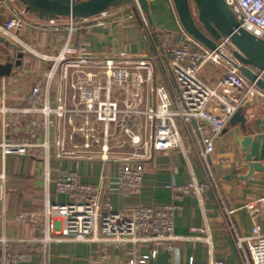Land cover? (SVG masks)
<instances>
[{"label":"built area","instance_id":"2783aa9c","mask_svg":"<svg viewBox=\"0 0 264 264\" xmlns=\"http://www.w3.org/2000/svg\"><path fill=\"white\" fill-rule=\"evenodd\" d=\"M225 1L237 18L239 28L264 40V0ZM2 2L9 6L11 15L0 24V32L22 43L15 31L26 24L25 10L14 6L18 0ZM131 6L135 7V15L155 41L156 56L169 70L176 96L173 97L165 85H158L155 107L140 111L133 101H129L121 108L112 98L113 88L135 86L149 80L151 70L147 61L134 62L120 56L100 59L74 46V30L89 17L48 18V25L56 30L63 24L62 18L65 19L66 42L56 56L42 55L50 65L33 86L31 103L0 108L3 113L0 155L3 158L9 155L40 158L41 177L48 191L53 159L100 158L109 161L122 146L117 135L121 130L134 151L121 158L116 189L122 194L139 193L143 188L146 163L154 152L180 148L187 153L188 145L180 125L190 128L195 120L194 131L198 134L207 180L200 181L190 166L191 179L186 184L171 182L168 185L174 195L171 202L160 206L137 203L115 208L104 195L102 186L83 183L79 173L70 170L56 180L58 193L69 195V200L52 201L49 193L46 194L44 211L50 222L48 220L44 236H32L16 227L3 229L0 236L3 264L19 263L28 258V249H37L40 245L46 247L45 254H48L47 246L61 240L115 246L120 249V259L126 264H149L161 250L174 252V243L179 238L175 232L174 214L180 207L179 202L186 195H194L200 206H204L206 190L214 177L211 155L217 140L241 107L247 103H264V92L226 60L225 56L232 58L235 50L229 37L216 41V50H209L191 37L180 40L171 32L155 31L139 0H133ZM100 15L107 18L110 13L107 10ZM100 23L104 24V21ZM208 65L223 69L215 84H209L202 76ZM255 72L264 78V70ZM133 94L141 102V94ZM140 116L153 124L149 138H143L135 131L134 123L128 122ZM24 123L27 126L22 125ZM0 182L4 188V170L0 172ZM259 201L264 202V197ZM245 208L253 218L261 214L257 202H249ZM55 217L59 220L51 221ZM197 231L199 234L192 235V239L205 242L212 254L211 227L206 224L204 229ZM235 245L240 251L248 250L249 264H264V233L259 227H255L251 235L237 233ZM192 262L190 259L189 263ZM44 264H49L48 257ZM209 264L221 262L211 257Z\"/></svg>","mask_w":264,"mask_h":264},{"label":"crops","instance_id":"0c3cea01","mask_svg":"<svg viewBox=\"0 0 264 264\" xmlns=\"http://www.w3.org/2000/svg\"><path fill=\"white\" fill-rule=\"evenodd\" d=\"M14 6L25 10L26 24L21 30L15 31L22 43L17 38L0 32V37L17 45L15 50L0 42V64L15 62L21 53L22 62L20 68L14 67L9 76H0V108L26 106L31 103L32 88L41 79V72L50 65L49 61L43 60L42 55L56 56L68 36L64 18L59 30H56L48 25L49 17H40L27 11L26 6L19 0ZM129 6L131 5L124 4L108 10L110 15L107 18L98 14L80 22L74 30L72 44L100 59L120 56L134 62L146 60L150 66L151 77L142 84V88L138 91L132 88L131 92L124 94L122 90L115 88L112 95L121 108H125L124 102L133 101L135 107L143 111L157 105L155 89L158 85H165L173 97L176 93L169 70L156 56L155 41L135 15L136 11ZM149 12L152 29L171 32L178 39H184L185 33L172 0H149ZM132 14L134 17L131 18ZM10 15L9 6L0 0V24L5 23ZM102 20L104 24L100 23ZM213 69V65L204 68L207 74ZM222 71L221 69V73ZM143 73L147 74L146 71ZM205 76L213 82L219 79V76ZM54 90H57L56 86ZM135 92L141 94V102L133 96ZM51 93L54 94L53 91ZM51 98L54 97L51 95ZM243 112L248 118L250 133L264 132L263 102L247 103L243 106ZM140 118L143 123L141 128L139 125L134 126L139 127L136 132L142 134V130L144 132L146 128L145 138H149L153 124L141 116ZM2 125L3 113L0 111V133ZM22 125L27 126L26 123ZM194 127V124L190 128L180 125L188 145L186 154L180 148L152 154L146 163L143 188L139 193L122 194L116 189L120 161L124 155L121 148L116 149L117 153L109 161L100 158L53 159L48 191L41 177L40 158L31 155H9L3 158L0 155V172L4 170L6 173L4 188L0 182V236L5 227H16L32 236H44L48 220L50 222L44 211L46 194L49 193L52 201L67 202L69 195L58 193L56 180L70 170H76L83 183L102 186L104 195L115 208L137 203L160 206L171 202L174 195L168 185L171 182L186 184L191 179L190 166L200 181L207 180L200 156L201 146ZM42 130L41 128L40 139L43 137ZM242 136L240 125L231 126L229 122L211 155L214 177L206 190L204 206H200L194 195L182 198L180 207L174 214L175 232L179 236L174 243V252L161 250L157 258L149 264H190V259L193 260L191 264H209L211 257L221 264H249L247 252L236 248L235 237L239 232L251 235L255 227H259L260 232L264 233V202L259 201L264 197V163L245 160L240 149ZM246 175L250 176L247 179L239 178ZM249 202L258 203L261 214L256 218L245 208ZM57 220L59 218H51L53 222ZM206 224L211 227L212 254L205 242L195 241L191 237L199 234L197 230L204 229ZM45 249L42 245L37 249H28V258L19 263L8 264H44L46 257L49 264H126L120 259V249L115 246L101 247L94 243L61 240L53 241L47 246L48 254H45ZM0 264H3L1 247Z\"/></svg>","mask_w":264,"mask_h":264},{"label":"water","instance_id":"95a60500","mask_svg":"<svg viewBox=\"0 0 264 264\" xmlns=\"http://www.w3.org/2000/svg\"><path fill=\"white\" fill-rule=\"evenodd\" d=\"M133 0H21L28 10L40 17H92L104 11L124 4H132ZM179 22L185 36L191 37L205 48L216 50V41L229 37L234 45L233 57L225 56L226 60L239 72L264 92V78L255 70H264V40L250 31L239 28V22L225 0H172ZM139 3L152 25L149 12V0H139ZM133 11L136 9L133 7ZM238 29V30H236ZM0 42L12 49L16 44L0 37ZM22 53L15 62L0 64V76H9L14 67L20 68ZM248 118L241 107L231 118L230 125H240L242 138L240 149L246 161L264 163V132L250 133ZM193 124L197 123L194 120ZM264 169V166L262 167ZM250 175L239 176L247 179ZM249 255L248 250L246 251Z\"/></svg>","mask_w":264,"mask_h":264},{"label":"rangeland","instance_id":"374dc122","mask_svg":"<svg viewBox=\"0 0 264 264\" xmlns=\"http://www.w3.org/2000/svg\"><path fill=\"white\" fill-rule=\"evenodd\" d=\"M20 2H21V0H19ZM22 3V2H21ZM129 7H131V6H129ZM27 8V7H26ZM128 8V7H127ZM115 10H118V9H115ZM27 11H29V12H31V13H33V14H36V13H34V12H32V11H30V10H28L27 9ZM114 11V10H113ZM173 32V31H172ZM174 34V33H173ZM221 67L219 66V67H217V66H215L214 67V69L213 70H210L209 71V74H207V71L206 70H204L203 69V71H202V76L208 81V78H207V76H205V75H208V76H211L212 77V75L214 76V77H217V76H219L220 74H221ZM223 70V69H222ZM144 76H147V74L146 75H144ZM133 79H134V77H133ZM133 79H132V82H133ZM214 81H216V80H214ZM146 82V81H145ZM142 84L143 83H136L135 84V86H130L129 87V85H125V86H122V88L120 89V90H122L121 92H123V94H124V92H131V89L132 88H136V90H140L141 88H142ZM209 84H215L210 78H209ZM113 90H114V92H115V88H113ZM129 101H127V102H124V105L126 104L127 105V103H128ZM126 107V106H125ZM129 122V124H133L134 123V126H138L139 125V127L140 126H142V123H143V121L141 120V118H132L130 121H128ZM139 127L138 128H135L136 130L135 131H138V129H139ZM141 128V127H140ZM147 132H146V128H144V132H143V130H142V134H143V138L144 137H146V134ZM117 135L119 136V141L121 142V144H122V146L120 147L121 148V153H123L124 155H127V154H129L130 152H133L134 151V149L133 148H131V147H129L128 146V144H127V138L126 137H123L122 136V131L120 130L119 132L117 131Z\"/></svg>","mask_w":264,"mask_h":264}]
</instances>
